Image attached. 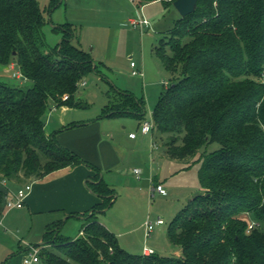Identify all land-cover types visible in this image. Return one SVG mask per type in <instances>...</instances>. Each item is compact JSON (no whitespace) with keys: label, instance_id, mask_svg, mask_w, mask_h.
I'll return each mask as SVG.
<instances>
[{"label":"trees","instance_id":"trees-1","mask_svg":"<svg viewBox=\"0 0 264 264\" xmlns=\"http://www.w3.org/2000/svg\"><path fill=\"white\" fill-rule=\"evenodd\" d=\"M63 1L48 0L42 8L39 0H0V66L16 62L32 82L21 87L0 80V180L38 178L83 164L97 172L89 188L101 198L91 210L69 216H84L77 237L62 235L64 221L47 226L35 245L42 246L37 264H264V0H199L159 46L165 68L178 78L161 92L154 130L166 135L170 157L199 155L200 163L202 191L168 229L170 242L182 249L179 257L124 249L98 219L113 205L115 189L97 166L62 146L56 132L46 133L49 102L83 107L76 98L80 82L98 69L75 43L78 33L70 22L53 27L62 40L49 49L45 13ZM157 1L173 6L175 0L137 3ZM117 93L104 116L145 117L143 98ZM215 143L219 147L209 150Z\"/></svg>","mask_w":264,"mask_h":264},{"label":"rangeland","instance_id":"rangeland-1","mask_svg":"<svg viewBox=\"0 0 264 264\" xmlns=\"http://www.w3.org/2000/svg\"><path fill=\"white\" fill-rule=\"evenodd\" d=\"M122 4L132 14H120L114 10L113 3ZM42 8L48 4V0H39ZM131 0H64L63 4L55 11L45 13L47 24L44 33L49 49L62 40V34L53 30L59 23L69 22V16H80L84 21H75L74 29L77 31L79 46L90 53L97 70L88 74L83 81L86 86L80 84L76 98L82 102L83 107L72 108V112L65 116V128L58 123L61 118L60 108L49 102V109L45 114V124L50 133L60 131L77 124L79 128L85 122L98 121L103 126V137L111 142H116L123 149L130 152L132 141L129 134L138 135L136 142L144 138L139 134V120L131 116H116L108 118L104 116V108L110 101L117 99L118 90H127L136 97L144 99L147 119L159 100L161 92L166 90L165 83L171 85L177 80L178 74L170 73L164 65L159 47L162 41H169L170 32L175 28L176 22L181 18L174 6L156 2L145 6L143 13L150 21V26L143 30L134 29L130 24H105L109 20L137 17ZM69 14V15H68ZM88 18V19H87ZM90 18V19H89ZM89 20V21H87ZM104 21V22H103ZM124 21V20H123ZM120 27V28H119ZM121 29L120 36H113V31ZM143 31V32H142ZM80 32V33H79ZM109 32L111 35H109ZM76 43V41H75ZM170 52L169 47H165ZM136 67H132L131 63ZM139 70L143 75H134L133 71ZM0 80L21 87H30L32 82L25 78L16 62L8 66H0ZM82 81V82H83ZM81 83V82H80ZM57 109L56 111H54ZM51 113V115H50ZM127 126V127H126ZM126 127V128H124ZM74 129V128H73ZM82 129V128H79ZM134 131H131V130ZM116 133V134H114ZM152 133V132H151ZM151 133L145 136V149H150L152 142L161 148L166 156V135L156 132L157 136L151 139ZM62 145V144H61ZM161 145V146H160ZM218 144L209 146V150L218 148ZM126 158V157H124ZM172 158V157H171ZM128 159V156H127ZM175 159V158H174ZM199 155L194 158L161 163L164 174L168 175V183L164 181L167 195L158 192L148 196L139 192L133 178H129V188L126 186L128 176L118 172L105 173L106 179L114 185L117 201L100 218L107 224V228L116 234L119 244L132 254H143V248L148 246L162 256L179 257L182 255L180 246L173 245L168 238V229L175 216L198 195L200 187L198 172L200 163ZM160 164L155 162L154 173L158 174ZM147 164L145 165V170ZM172 166V170L170 169ZM145 176V187L150 185ZM162 179V180H163ZM22 180H25L24 178ZM17 182V180H16ZM191 194V195H190ZM190 195V196H189ZM150 217L153 221L162 218L165 223L156 226L149 238L145 237L143 220ZM85 221L71 217L62 227L64 237L75 238L80 234ZM32 218L27 207L24 209L4 210L0 213V264H23L21 248L22 241L32 231ZM27 239V238H26Z\"/></svg>","mask_w":264,"mask_h":264},{"label":"crops","instance_id":"crops-1","mask_svg":"<svg viewBox=\"0 0 264 264\" xmlns=\"http://www.w3.org/2000/svg\"><path fill=\"white\" fill-rule=\"evenodd\" d=\"M132 2L131 3L134 5L136 15L142 14V16L144 17L145 15L143 13V10L141 9H143L149 4L156 3L153 2L144 6H139L137 0H134ZM112 3L114 10L119 11L120 14L129 13L130 10L128 11L127 9H125L122 4H119L115 1ZM140 7L141 9H139ZM129 14H132L131 11ZM126 18L127 17H123L122 19H117L116 21L109 20L105 22V24L107 25V23H109L118 24L119 26H126L127 24H129V22H126ZM131 18L133 17H129L128 21ZM68 19L69 22L73 25L75 24V21H84L82 20L84 18L80 16H69ZM120 33L121 29H116L115 31H113L112 34L113 36L118 38V36H120ZM109 35H111L110 32ZM79 36L80 35H78V39ZM75 41L80 42V40L77 39H75ZM86 85L87 83L84 86ZM168 85L169 83H167V85L165 86L168 87ZM59 108L61 111V118L59 119L58 123L61 125L60 127L65 128V126H67L65 116L68 115V113L72 112V107L64 105L58 107V110ZM56 110L57 109H55L54 111ZM145 119L146 118L144 117L142 120H139L138 128H140L141 123ZM79 128L77 129L75 127H70L60 131L59 133H57L58 142L62 144V146L77 153L84 160L97 166L101 170V178H103L107 182V184H109L113 188L114 185L112 184V182L106 179V172L112 173L115 171L121 173L124 176H128L126 186H128L129 188V183L131 184L129 178H133V176L135 175L133 173V169L140 168L143 172L141 178L137 179L136 176H134V180L138 182L135 183L137 185L136 187L139 188V192H142L143 194L146 193L147 196L148 194L153 195V185L160 184L165 187L164 181L166 180V182L168 183V175H170L175 170V167L172 170L171 166L170 169L172 170V172H168L166 175L164 174V170L161 163L167 162L169 160H171V162H174L178 159L166 156L160 147H158V149H153L151 146L150 149L146 150L145 136L147 135L142 134L141 132H139V134L144 138V140L141 142H136L139 138L138 135L135 138H131L129 134V140L132 141L129 152L127 149H123V146H120L116 142L108 141L103 137L102 132L104 130L101 122H85V124H83V126ZM131 131L134 130L132 129ZM156 132V130H152V133L150 135L151 139L154 138L156 140ZM46 133L50 134V132H48L47 130ZM155 142H157V140ZM155 162L161 165V167L158 169L157 175L156 173H154ZM146 164L148 165L146 166L147 170H145ZM96 173L97 172L91 169L90 167L82 164L74 167H66L63 169H59L38 178L32 177L31 179H20L17 180V182L16 180L6 182H3L4 180H0V192H2L3 194V208L1 209V212L4 210V208H7L8 210H13L24 209L25 207H27L32 218V231H30L29 236L26 237L27 239L25 238L22 241L21 245V248L23 249L22 260L24 254L27 253L31 247L35 246L36 244L42 243L43 235L47 231L48 225L64 220V223H66L71 214L85 213L101 202V198L89 188V183L94 181V179L96 178ZM146 174L148 175L147 180L150 182V185L145 187ZM26 183L32 184V190L25 199L23 207L9 209L7 207V198L11 197V195H13V193H15L17 189L24 186ZM197 188L199 191H202L200 187ZM116 201L117 194L115 191V197L113 198L112 203L114 204ZM108 209L109 208L105 209L104 213ZM104 213L99 214L98 219L102 224L107 227V224L104 222V220L100 219L104 215ZM75 218H78L83 221L85 220L84 216H78ZM144 222L145 220H143V222L141 223L142 228L144 227ZM82 233L83 231H80V234ZM36 247L42 249V246Z\"/></svg>","mask_w":264,"mask_h":264},{"label":"built area","instance_id":"built-area-1","mask_svg":"<svg viewBox=\"0 0 264 264\" xmlns=\"http://www.w3.org/2000/svg\"><path fill=\"white\" fill-rule=\"evenodd\" d=\"M134 1V0H132ZM129 24L132 28H140V30H143L145 27H148L150 25V22L146 19V17L142 16V14H140L139 16H137L136 18L133 17L129 20ZM131 66L134 68L136 67L135 63H131ZM134 75H143V72L139 71V70H134L133 71ZM82 86H84L86 84V82H81L80 83ZM167 85V83H165ZM154 129V121H153V114L150 112L149 116L147 119H145L140 126V132L142 134L148 135L152 132V130ZM137 136V134L135 133H131L130 137L131 138H135ZM152 148L153 149H158V146L155 143H152ZM133 173L135 174L137 179L141 178L142 175V169L140 168H135L133 169ZM3 182H6V180H4ZM32 190V184L31 183H26L24 186L20 187L19 189H17V191L15 193H13V195H11V197L7 198V207L9 209L12 208H21L24 205V201L27 198V196L29 195V193ZM152 192H158L161 195H167V191L165 190L163 185H153L152 187ZM165 223V221L162 218H157L156 220H152L149 216L147 217V219L144 222V231H145V237L149 238L152 234V232L154 231V229L156 228V226L159 225H163ZM256 225V223L250 222L249 224V229L248 232L253 229V227ZM40 251L41 248L33 246L30 248V250L24 254L23 257V264H37L40 261ZM143 255H151L153 253H155V251L152 248H149L148 246H145L143 248Z\"/></svg>","mask_w":264,"mask_h":264},{"label":"water","instance_id":"water-1","mask_svg":"<svg viewBox=\"0 0 264 264\" xmlns=\"http://www.w3.org/2000/svg\"><path fill=\"white\" fill-rule=\"evenodd\" d=\"M198 1L199 0H175L173 6L179 12L181 17H185L197 10Z\"/></svg>","mask_w":264,"mask_h":264}]
</instances>
